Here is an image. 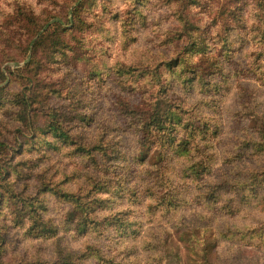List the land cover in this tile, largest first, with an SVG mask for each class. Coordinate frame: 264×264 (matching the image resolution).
Returning a JSON list of instances; mask_svg holds the SVG:
<instances>
[{
    "label": "rangeland",
    "instance_id": "rangeland-1",
    "mask_svg": "<svg viewBox=\"0 0 264 264\" xmlns=\"http://www.w3.org/2000/svg\"><path fill=\"white\" fill-rule=\"evenodd\" d=\"M223 1L148 0L138 16L133 0H96L84 3L73 29L63 30L70 27L71 0H0V97L6 102L0 164L7 171L0 179L2 264H264V186L257 193L249 185V173L264 165V156L249 149L232 158L238 137L259 132L247 109L264 119V80L247 71L255 61L264 63L258 45L232 46L224 78L212 76L219 84L210 95L215 106L207 108L214 100L201 103L214 160L209 175L195 182L180 177L193 153L190 161L172 156L163 162L172 179L167 185L179 192L175 206L151 199L165 188L152 178L161 165H153L155 155L132 162L143 149L121 114L125 106L143 109L154 101L167 79L176 83L174 103L189 107L209 98L198 84L183 88L182 71L189 69L187 80L194 82L189 67L206 47L217 49L224 26L215 15ZM239 5L250 16L249 0ZM36 34L48 37L35 47ZM55 39L69 56L52 62L47 48ZM175 58L184 64L170 72L165 63ZM139 61L151 64L144 67L150 71L131 72ZM96 67L104 71L98 79L89 75ZM121 67L128 74L122 76ZM89 106L97 111L95 120L75 128ZM57 111L66 120L69 144L48 142L47 114L57 118ZM103 131V142L116 143L127 158L107 173L75 148L76 135L94 144ZM103 175L110 180L100 181ZM39 214L56 233H27Z\"/></svg>",
    "mask_w": 264,
    "mask_h": 264
},
{
    "label": "trees",
    "instance_id": "trees-1",
    "mask_svg": "<svg viewBox=\"0 0 264 264\" xmlns=\"http://www.w3.org/2000/svg\"><path fill=\"white\" fill-rule=\"evenodd\" d=\"M242 1L243 0H224L218 5L219 7L216 10L215 18L221 20L224 29H221L220 37L217 41V49H215L214 52H209L206 47L197 61V64H194L195 67H189L190 70L195 73L194 82H188L187 80L188 78L186 75L189 69L182 71L181 85L183 88H193L198 84L203 89L200 90V92L205 96L207 95V97L209 96V98H200L201 100L196 101L189 107H183V104L177 102L174 103V97L177 96L176 83L173 82L172 79H167L165 83L161 84L156 90L154 101L150 102V99L147 102L150 104L148 109L147 103L143 104V109L131 105L125 106L122 109L124 113L122 111L121 114L127 118V120L130 119V125L134 127L138 146L143 149V152H138L137 157L134 158V156H132V162L143 163L146 156L155 155L157 161L153 163V165H161L155 168V175L152 178L154 182L161 183L165 188L163 187V190L156 193L153 197L152 192L145 188V192L148 191L147 193L152 197L151 199L154 198L157 204L175 206L178 203L176 197L179 192L176 191V187L167 185V183H170L172 180L166 177V173H168L169 170L166 165L163 166V162L166 161L168 157H187L190 161V155L192 153L194 154L191 155L193 158L196 156L194 161L182 167L180 175L182 179L190 178L195 182L196 180H202L211 172L214 160L212 155L208 152L210 145H208L207 135H209L210 129L207 122L201 119L203 117L201 108L204 107L201 103L208 104L214 100L207 108H213L215 106V99L210 97V95L219 84L215 83L216 80L212 76L221 74V78H224V66L226 60L229 59L232 54V46L239 42L244 45L257 44V48H259L257 55L264 56V0H249L252 4L250 16L249 14L245 15L243 8L239 5V2ZM85 2L88 6L96 5V0H71L69 5L71 8L69 11L70 27L64 28L63 30H70L76 26L80 11L83 10ZM147 4L148 0H133V6L135 10H137L138 16H142L141 8ZM46 37L48 36H45V34H36L31 42L36 47L38 43L44 42ZM192 42L191 47H198L196 41ZM205 44L207 45L206 42ZM50 45L51 47L47 48L50 61L57 62L61 57L69 56L64 52V50H66L65 45L60 43L59 39H55ZM253 53L255 54V52ZM258 58L259 57H257L256 60H258ZM137 64L142 65L135 66V68H132L131 72L136 71L140 75L144 74L146 71L149 72L150 70H146L145 68L152 66L149 63H143V61H139L136 65ZM181 64H184V60L182 59L180 61V59L175 58L172 61H167L165 66L171 72L170 69H177ZM136 67L142 68L138 69ZM126 68L128 67H121L122 76L128 74L127 71L129 68ZM118 71H120V69H118ZM247 71L255 74L259 80H264V63H257L255 61V64L247 68ZM103 72V69H98L96 67L92 69L89 75L92 78L98 79ZM118 83L122 87L125 84L124 81H119ZM169 99H173V101ZM80 102H82L81 99ZM5 103L3 98L0 97V109ZM87 110L85 112L81 110V113H79L77 117V121L79 122L75 128L82 129L89 127V125L93 123L97 111L90 106L89 114ZM247 111L246 114L250 116V120L253 121V128L258 129L259 132L257 133L255 130V134L245 132L241 137H238V142L235 143V150L237 151L232 158H240L243 152L249 149H251V155L262 154V156H264V119L252 108L247 109ZM47 115L49 118V124L47 125L48 132L52 134L50 135L52 140L48 139V142H55V140H58V142L69 144V133H64L62 127L66 120L60 118V113L58 111L55 113L57 118H52L50 113ZM104 134L105 132L103 131L102 135L97 140L98 142L94 144H85L83 140L80 139L82 137L76 135L75 138L79 140L75 141V148L80 150V155L86 156L96 165L101 163L104 169H101L102 171L100 172L107 173L114 162L124 160L125 163L127 158L124 152L116 147V143L111 141L103 142L102 138ZM108 149L112 151L109 152ZM2 168L0 164V179L3 174L7 173V171ZM175 168L176 165L173 163L171 171ZM261 169L262 171H260ZM249 174L250 191L258 193L259 189L264 186V165L258 169H254ZM104 176L105 175H103V177H98V179L106 183V180H110V178ZM1 203L2 199L0 197V205ZM29 224L30 225L27 226V233L36 237H47L48 235L56 233V227L51 226L47 222L45 223L40 214L37 216V219L33 222L31 221ZM78 228L84 231L85 222H81ZM47 232H50V234ZM1 236L2 234H0V239ZM2 262L4 263V261L0 260V264H2Z\"/></svg>",
    "mask_w": 264,
    "mask_h": 264
}]
</instances>
